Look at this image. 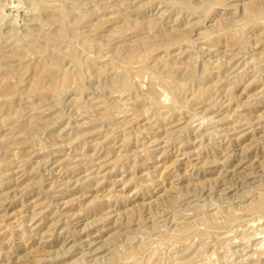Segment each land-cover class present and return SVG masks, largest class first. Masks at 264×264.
Masks as SVG:
<instances>
[{
    "label": "rangeland",
    "instance_id": "obj_1",
    "mask_svg": "<svg viewBox=\"0 0 264 264\" xmlns=\"http://www.w3.org/2000/svg\"><path fill=\"white\" fill-rule=\"evenodd\" d=\"M0 264H264V0H0Z\"/></svg>",
    "mask_w": 264,
    "mask_h": 264
},
{
    "label": "bare ground",
    "instance_id": "obj_2",
    "mask_svg": "<svg viewBox=\"0 0 264 264\" xmlns=\"http://www.w3.org/2000/svg\"><path fill=\"white\" fill-rule=\"evenodd\" d=\"M48 110V109H47ZM231 191V190H230Z\"/></svg>",
    "mask_w": 264,
    "mask_h": 264
}]
</instances>
